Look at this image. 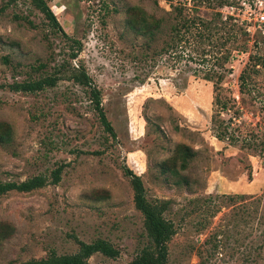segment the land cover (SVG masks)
<instances>
[{
  "label": "rangeland",
  "instance_id": "1",
  "mask_svg": "<svg viewBox=\"0 0 264 264\" xmlns=\"http://www.w3.org/2000/svg\"><path fill=\"white\" fill-rule=\"evenodd\" d=\"M228 1L197 11L184 3V14L214 21L216 36L232 17L237 37L216 54L226 48L227 59L215 62L209 52L200 54L188 33L182 48L167 46L171 20L161 19L150 33L127 26L142 20L136 8L165 18L176 0H45L62 30L80 42L73 59L66 55L70 43L29 0H0V85L12 75L23 78L37 62L48 71L62 60L81 66L99 89L115 134L100 124L89 88L70 79L34 93L0 86V122L11 136L8 145L0 142V180L36 174L50 180L51 169L61 167L55 184L0 196V264L73 253L76 240L95 238L118 253L96 252L85 264H127L145 238L122 165L140 176L147 199L169 200L164 216L174 233L165 264H264V32L245 13V5L254 12L264 0ZM248 56L257 57L256 64ZM206 68L221 74L222 140L212 130L214 92L202 78ZM176 151L188 154L183 169ZM172 164L177 174L164 170Z\"/></svg>",
  "mask_w": 264,
  "mask_h": 264
},
{
  "label": "trees",
  "instance_id": "2",
  "mask_svg": "<svg viewBox=\"0 0 264 264\" xmlns=\"http://www.w3.org/2000/svg\"><path fill=\"white\" fill-rule=\"evenodd\" d=\"M17 0H6V4L13 3ZM186 0H176V4L171 5V10L164 12L165 18L157 16L155 13H147L140 8H136L138 13L142 16L140 23H132L130 21L127 26L136 32L150 33L151 30L159 27V22L163 20L173 21L172 26V39L167 46H180L183 45L180 42H188V38L185 33L192 36V39L196 42L197 48H202L200 54L209 52L211 57H214L215 62L218 59L223 58L226 60L229 56V51L224 49V52L216 55L222 45L230 39L237 37L236 31H234V23L231 22L232 17L227 15L221 26L225 27L222 34H218V28L216 24L209 20L202 19L199 15H186L184 10ZM30 4L41 13L46 20L48 27L53 31H58L64 39L70 43L68 44V51L66 53L67 59H73L77 52L80 50V42L77 39L69 37L60 27L58 21L55 18L54 13L51 11L45 0H29ZM156 5L157 0H151ZM191 7L194 11H197V6L221 7L225 4L230 5L228 0H189ZM216 18H220V12L215 11ZM26 20L28 25H32L31 21ZM131 20V19H130ZM240 35H243L242 33ZM222 38V39H218ZM207 44L210 46L207 50L200 46L201 44ZM242 44V43H241ZM180 53H176V57H180ZM3 61H7V57L2 58ZM204 58L201 57L200 61L203 62ZM248 60L251 62V66L256 64L258 58L254 56H248ZM47 65L43 62H37L35 65H29V71L25 73L23 78L17 79L12 75L10 82H5L0 86L5 87L12 92L20 93H34L42 90L45 87L53 86L58 80L67 78L79 85L88 87L89 99L92 103V107L95 110L98 120L102 125L104 131L110 136L114 137V131L107 120L104 111L101 106L99 89L92 83L91 78L81 66H71L66 61L62 60L60 63L54 65L49 71L46 69ZM245 67L241 69L238 74L239 84L243 86L245 84ZM68 72V73H67ZM202 78L210 80L213 86V100L212 104L215 108V112L211 116L212 130L214 137L218 140L227 138L225 127H222L219 117V109L225 108V100H222L216 90L218 83L221 79V74L217 71H213L211 68H206L202 74ZM214 78V79H213ZM3 126L4 130L0 131V142L4 145H8L11 139L10 131L8 130V124L0 122V127ZM187 153L177 155V151L174 154V158H179V168L183 169L186 166ZM173 158V159H174ZM123 174L128 178L129 185L132 190V202L134 208L139 211L142 216V227L144 233V244L138 249L136 254L128 261L127 264H165L167 255V241L174 233V226L170 219L164 216L165 210L168 208L169 200L167 199H152L149 200L145 197V189L142 185L140 176L135 174L131 169L122 165ZM170 171L172 174H177L178 169H175L174 164L170 168L164 169ZM61 167L57 166L50 171V180L43 174H36L27 177L23 180H0V196L8 191L14 190L18 192H28L33 189L44 186L45 184H55L59 180V173ZM184 177L181 176V179ZM180 179V178H179ZM177 179L175 182H178ZM1 232V231H0ZM1 234V233H0ZM1 237V236H0ZM77 250L69 254H55L53 251L47 253L41 258H30L23 262V264H85L87 258L93 253H100L106 257H114L118 251L107 240L102 238H95L90 242H84L76 240Z\"/></svg>",
  "mask_w": 264,
  "mask_h": 264
},
{
  "label": "built area",
  "instance_id": "3",
  "mask_svg": "<svg viewBox=\"0 0 264 264\" xmlns=\"http://www.w3.org/2000/svg\"><path fill=\"white\" fill-rule=\"evenodd\" d=\"M257 3L259 4V7L258 10L254 12L248 11L251 10L250 6L248 4L245 5V13L247 14L246 19L248 20L247 22H251V25L253 27L255 26V24L256 26L263 25L262 27H260V29L262 32H264V3H262L261 1H258ZM260 4H262V6Z\"/></svg>",
  "mask_w": 264,
  "mask_h": 264
}]
</instances>
